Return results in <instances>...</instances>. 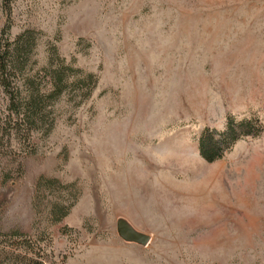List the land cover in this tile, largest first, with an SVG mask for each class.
I'll use <instances>...</instances> for the list:
<instances>
[{
  "label": "rangeland",
  "instance_id": "obj_1",
  "mask_svg": "<svg viewBox=\"0 0 264 264\" xmlns=\"http://www.w3.org/2000/svg\"><path fill=\"white\" fill-rule=\"evenodd\" d=\"M11 20L38 32L36 69L56 42L98 83L50 135L0 149V241L36 243L27 264H264V0H14ZM228 115L261 129L207 162L198 138ZM41 176L61 183L37 192Z\"/></svg>",
  "mask_w": 264,
  "mask_h": 264
},
{
  "label": "trees",
  "instance_id": "obj_2",
  "mask_svg": "<svg viewBox=\"0 0 264 264\" xmlns=\"http://www.w3.org/2000/svg\"><path fill=\"white\" fill-rule=\"evenodd\" d=\"M13 1L3 0L2 6L5 23L0 32V149L13 146L20 136L29 142L36 132L50 135L56 123V105L66 97L73 107H79L91 97L98 83L97 74L76 66L74 58L61 56L56 42H49L46 61L36 69L39 34L28 28L11 37ZM258 123V119L238 120L228 115L222 130L203 129L198 138L199 154L207 162L220 159L239 139L256 135L261 129ZM60 183L57 178L41 176L36 191L42 193ZM74 186L65 185L72 190L54 197L49 211L53 223L61 222L77 201ZM39 206L40 200L35 202L34 198V208L39 210ZM13 238L0 241V264H27L41 256L42 250L31 239L19 233ZM5 247H9L10 254L4 252ZM5 254L9 257H3Z\"/></svg>",
  "mask_w": 264,
  "mask_h": 264
},
{
  "label": "water",
  "instance_id": "obj_3",
  "mask_svg": "<svg viewBox=\"0 0 264 264\" xmlns=\"http://www.w3.org/2000/svg\"><path fill=\"white\" fill-rule=\"evenodd\" d=\"M117 230L120 236L127 241H135L142 245H147L150 241L149 236L136 231L125 220H119L117 223Z\"/></svg>",
  "mask_w": 264,
  "mask_h": 264
},
{
  "label": "bare ground",
  "instance_id": "obj_4",
  "mask_svg": "<svg viewBox=\"0 0 264 264\" xmlns=\"http://www.w3.org/2000/svg\"><path fill=\"white\" fill-rule=\"evenodd\" d=\"M200 182H201V181H200ZM202 182H203V181H202ZM202 182H201V183H202ZM198 183H199V182H198Z\"/></svg>",
  "mask_w": 264,
  "mask_h": 264
}]
</instances>
